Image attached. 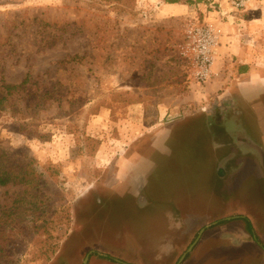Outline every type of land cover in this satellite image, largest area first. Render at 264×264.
I'll return each mask as SVG.
<instances>
[{"label": "rangeland", "instance_id": "374dc122", "mask_svg": "<svg viewBox=\"0 0 264 264\" xmlns=\"http://www.w3.org/2000/svg\"><path fill=\"white\" fill-rule=\"evenodd\" d=\"M227 1L0 0V98L25 82L0 111V171L18 176L0 186L3 263L176 264L208 227L182 264H264V176L226 133L243 121L260 144L256 110L206 98L185 48ZM239 216L252 233L223 222Z\"/></svg>", "mask_w": 264, "mask_h": 264}, {"label": "crops", "instance_id": "0c3cea01", "mask_svg": "<svg viewBox=\"0 0 264 264\" xmlns=\"http://www.w3.org/2000/svg\"><path fill=\"white\" fill-rule=\"evenodd\" d=\"M222 19H205L217 24L222 35L212 67V79L203 91L206 98L218 91L220 98L246 99L256 110L260 144L250 137L264 152V0H255L244 13L227 21L230 25H222ZM240 93H245L246 98L240 97ZM244 129L250 134L248 128L244 126Z\"/></svg>", "mask_w": 264, "mask_h": 264}, {"label": "built area", "instance_id": "2783aa9c", "mask_svg": "<svg viewBox=\"0 0 264 264\" xmlns=\"http://www.w3.org/2000/svg\"><path fill=\"white\" fill-rule=\"evenodd\" d=\"M255 0H228L227 10L219 7L218 15L230 21L244 13ZM222 35L218 26L195 25L185 34L187 59L191 66V77L197 84H205L212 79V67L217 56V48ZM174 119V118H173Z\"/></svg>", "mask_w": 264, "mask_h": 264}, {"label": "water", "instance_id": "95a60500", "mask_svg": "<svg viewBox=\"0 0 264 264\" xmlns=\"http://www.w3.org/2000/svg\"><path fill=\"white\" fill-rule=\"evenodd\" d=\"M218 120L220 122L222 121L221 119H218ZM226 126H227L226 133L229 136V138L231 139L234 147L237 150H239L240 153L243 155L254 156L257 159L258 164L260 166V169H261L263 176H264V152H263L262 148L260 147V145H258L256 142H254L252 140V138L247 134V131L244 129V125H242L241 123L234 124L233 122H228V123H226ZM234 156H235V154L232 153V154L228 155L227 157H225L221 161V163L218 167V171H217L218 176H220V174L223 170V165L226 162H228L229 160H231ZM229 220L230 219H226V221H229ZM215 224L216 223H213L212 225H215ZM206 228H208V227H204L199 231L197 238L189 246V248L186 250V252L180 257L177 264H181L184 261V259L186 258V256L189 253H191L192 249L197 244L198 240L200 239L201 235L204 233Z\"/></svg>", "mask_w": 264, "mask_h": 264}, {"label": "trees", "instance_id": "16d2710c", "mask_svg": "<svg viewBox=\"0 0 264 264\" xmlns=\"http://www.w3.org/2000/svg\"><path fill=\"white\" fill-rule=\"evenodd\" d=\"M90 1H96V3H110V4H117L120 5L122 7L126 6V5H130V3H132L134 0H90ZM170 3H177L176 1H170ZM25 82H22V84L18 85V86H10V85H1V94L2 97L0 98V111L3 110L5 108V106L3 107L2 104L4 101H6V97L8 95H11L13 93V91L18 90L21 85H23ZM1 172V171H0ZM18 176H12L9 175V171L8 170H3L0 173V186L1 187H5L8 186L10 183H16V178ZM242 221L245 224V228L246 230L250 233L252 232V228L250 223L248 222L247 219H242ZM4 250L0 247V264H5L3 263L4 260H9L8 256H4Z\"/></svg>", "mask_w": 264, "mask_h": 264}, {"label": "flooded vegetation", "instance_id": "af4514ba", "mask_svg": "<svg viewBox=\"0 0 264 264\" xmlns=\"http://www.w3.org/2000/svg\"><path fill=\"white\" fill-rule=\"evenodd\" d=\"M226 219H230V220H233V219H241V220H242V219H245V218L239 216V217L226 218ZM226 219H223V222H225ZM248 222H249V221H248ZM219 223H220V221L216 222L215 225H218ZM245 229H246V228H245ZM246 231H247V230H246ZM251 231H252V230H251ZM204 232H205V231H204ZM247 232H248V231H247ZM248 233H249V232H248ZM250 233H252V232H250ZM196 238H197V237H196ZM196 238H195V239H196ZM253 239H254V241H256V243H257V244L262 248V250L264 251V246H262L259 242H257L255 236H253ZM193 242H194V241H193ZM193 242H192V243H193ZM192 243H191V244H192ZM188 248H189V247H188ZM188 248H187V249H188ZM187 249H186V250H187ZM193 249H194V248H193ZM193 249H192V251H193ZM185 252H186V251H185ZM183 254H184V253H183ZM179 259H180V258H179ZM186 259H187V256H186V258L184 259V261H185ZM184 261H183V262H184ZM177 262H178V261H177ZM183 262H182V263H183ZM113 263H117V264H126V263H122V262H119V261H114ZM182 263H181V264H182ZM176 264H177V263H176Z\"/></svg>", "mask_w": 264, "mask_h": 264}]
</instances>
